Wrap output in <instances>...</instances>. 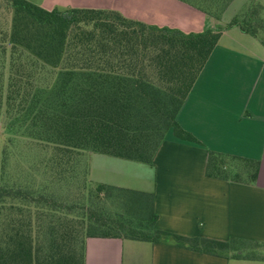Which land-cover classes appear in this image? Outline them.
I'll list each match as a JSON object with an SVG mask.
<instances>
[{"label": "trees", "instance_id": "16d2710c", "mask_svg": "<svg viewBox=\"0 0 264 264\" xmlns=\"http://www.w3.org/2000/svg\"><path fill=\"white\" fill-rule=\"evenodd\" d=\"M3 1L13 17L9 31L0 29V116L5 115L7 130H22L52 150L48 162L58 178L74 179L71 169L83 151L152 164L168 131L200 143L180 126L177 114L222 28L186 33L113 9H45L29 0ZM206 1L192 0L218 18L231 0L211 9ZM246 8L242 14L257 24L237 13L225 28L264 34L260 5ZM228 160L239 165L229 169ZM5 163L0 167V264H84L89 237L264 257V245L258 243L233 247V241L159 229L152 192L98 182L81 199L64 203L33 182L5 175ZM257 171L256 160L208 152L207 176L254 182ZM114 194L128 196L124 209L104 206ZM75 210L79 221L70 216ZM43 216L50 218L48 227L34 230Z\"/></svg>", "mask_w": 264, "mask_h": 264}, {"label": "crops", "instance_id": "0c3cea01", "mask_svg": "<svg viewBox=\"0 0 264 264\" xmlns=\"http://www.w3.org/2000/svg\"><path fill=\"white\" fill-rule=\"evenodd\" d=\"M35 1V0H33ZM45 9H113L147 24L200 32L222 28L217 44L177 114L180 126L200 143L167 132L152 164L89 152L93 181L152 192L156 226L188 238L264 245V34L225 28L250 3L231 0L218 18L192 0H41ZM262 13L264 12V5ZM258 161L254 182L206 175L208 152ZM109 173V176H106ZM89 237L84 264H264L167 242ZM138 242V243H134ZM125 248L127 255L124 256Z\"/></svg>", "mask_w": 264, "mask_h": 264}, {"label": "rangeland", "instance_id": "374dc122", "mask_svg": "<svg viewBox=\"0 0 264 264\" xmlns=\"http://www.w3.org/2000/svg\"><path fill=\"white\" fill-rule=\"evenodd\" d=\"M29 1L37 4L35 1L41 0ZM216 1L218 2L216 3ZM221 1L222 0H208L206 1V6L211 9L217 7ZM241 2H245L241 5L242 8L248 3L260 5L257 3V0H236L235 6ZM260 3L264 5V0H260ZM260 7L261 11L259 15L264 18L262 6L260 5ZM246 11H248L247 8L238 13L241 14V19L245 20L249 18L251 20V24H257L255 18L242 14ZM12 17L13 10L3 0H0V29L9 31L12 24ZM5 122V115L2 114L0 116V167L4 164V161H6L5 175H8L13 179L18 178V182H33L38 188L42 189V191L51 193L57 200L64 203L75 202L78 199H81L82 193H86L87 190L92 189L95 184L98 183L93 181L91 178L100 177L99 165H101V163L96 160L90 174L88 168L90 164L88 161L89 152L83 151L77 156L74 168L71 169L72 172L70 173L71 176H74V179L66 182L63 179L58 178L54 169L50 167L48 162L52 153L50 148L46 147L44 143L38 142L26 136L22 130H7L5 128ZM227 162L228 163L225 164V166L227 168L229 167V169H233L234 166L239 165V162L237 161L228 160ZM89 175H91V178ZM106 176H109V173H106ZM128 203L127 195L117 197L114 194L110 197V199L106 198L104 200V206L112 211H120L121 209H124ZM70 216L73 217V221H79L78 210H75L74 214H70ZM49 220L50 218L47 216L41 217L39 221L35 223L34 230H45L49 225ZM77 227L81 228L80 226ZM126 249L127 248H125L124 256L127 255Z\"/></svg>", "mask_w": 264, "mask_h": 264}]
</instances>
